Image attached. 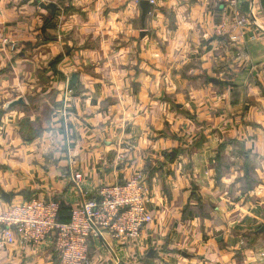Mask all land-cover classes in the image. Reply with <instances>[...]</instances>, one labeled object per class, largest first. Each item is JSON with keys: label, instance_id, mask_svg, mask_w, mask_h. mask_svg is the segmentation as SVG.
<instances>
[{"label": "crops", "instance_id": "crops-1", "mask_svg": "<svg viewBox=\"0 0 264 264\" xmlns=\"http://www.w3.org/2000/svg\"><path fill=\"white\" fill-rule=\"evenodd\" d=\"M238 11L0 0V210L37 197L65 218L139 175L154 222L136 243L90 241L89 264H264V1ZM0 264L58 263L17 244Z\"/></svg>", "mask_w": 264, "mask_h": 264}, {"label": "built area", "instance_id": "built-area-1", "mask_svg": "<svg viewBox=\"0 0 264 264\" xmlns=\"http://www.w3.org/2000/svg\"><path fill=\"white\" fill-rule=\"evenodd\" d=\"M217 2L239 19L238 0ZM72 181L78 189L81 175H73ZM80 195L82 204L69 210L66 222L59 221V202L37 197L0 210V250L17 244L36 249L50 245L58 264H89L90 241L107 236L120 244L136 243L154 222L139 175L101 186L93 197Z\"/></svg>", "mask_w": 264, "mask_h": 264}, {"label": "water", "instance_id": "water-1", "mask_svg": "<svg viewBox=\"0 0 264 264\" xmlns=\"http://www.w3.org/2000/svg\"><path fill=\"white\" fill-rule=\"evenodd\" d=\"M139 7L141 9V20L143 21L145 19V16L150 12L151 5L149 4L148 1H141ZM40 8L43 10L50 11V14L52 16L55 14V6L53 4L41 5ZM76 83H77V76L72 75L67 83V90L68 91L72 90L75 87ZM1 199L6 203H9V198L7 195L2 194ZM262 231L263 229L260 230V232ZM149 257H151V252L149 253Z\"/></svg>", "mask_w": 264, "mask_h": 264}, {"label": "trees", "instance_id": "trees-1", "mask_svg": "<svg viewBox=\"0 0 264 264\" xmlns=\"http://www.w3.org/2000/svg\"><path fill=\"white\" fill-rule=\"evenodd\" d=\"M64 212H65V209L61 207L60 218H59V221H61V222H66L68 220V214H69V212H68L67 216L65 218H63V214L62 213H64Z\"/></svg>", "mask_w": 264, "mask_h": 264}]
</instances>
